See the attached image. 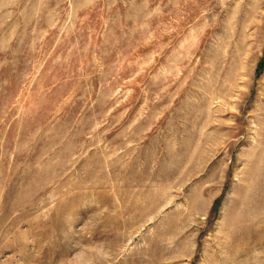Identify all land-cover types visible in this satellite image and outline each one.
Here are the masks:
<instances>
[{
	"label": "rangeland",
	"instance_id": "374dc122",
	"mask_svg": "<svg viewBox=\"0 0 264 264\" xmlns=\"http://www.w3.org/2000/svg\"><path fill=\"white\" fill-rule=\"evenodd\" d=\"M0 264H264V0H0Z\"/></svg>",
	"mask_w": 264,
	"mask_h": 264
}]
</instances>
